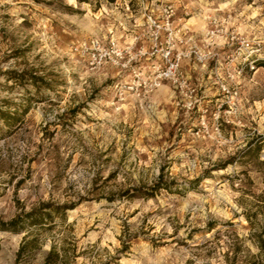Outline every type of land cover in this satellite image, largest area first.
I'll return each instance as SVG.
<instances>
[{
	"label": "rangeland",
	"instance_id": "rangeland-1",
	"mask_svg": "<svg viewBox=\"0 0 264 264\" xmlns=\"http://www.w3.org/2000/svg\"><path fill=\"white\" fill-rule=\"evenodd\" d=\"M168 5L176 83L119 99L127 72L71 49L148 47ZM0 111V220L51 214L0 230V264L261 261L264 0H0Z\"/></svg>",
	"mask_w": 264,
	"mask_h": 264
},
{
	"label": "built area",
	"instance_id": "built-area-1",
	"mask_svg": "<svg viewBox=\"0 0 264 264\" xmlns=\"http://www.w3.org/2000/svg\"><path fill=\"white\" fill-rule=\"evenodd\" d=\"M174 13V8L168 5L162 8L160 20L147 16L144 25L152 36L148 47L122 44L110 34L81 40L71 49L90 66L108 64L127 72L126 80L117 85L119 99L127 93L138 97L149 95L163 81L176 83L182 78L180 63L186 53L176 48L183 39L175 30ZM161 36L164 40L158 41ZM240 46L248 47V43L240 42Z\"/></svg>",
	"mask_w": 264,
	"mask_h": 264
},
{
	"label": "trees",
	"instance_id": "trees-1",
	"mask_svg": "<svg viewBox=\"0 0 264 264\" xmlns=\"http://www.w3.org/2000/svg\"><path fill=\"white\" fill-rule=\"evenodd\" d=\"M34 78V77H33ZM8 113L0 111V118L4 119L5 121L9 118ZM12 117V116H11ZM161 182L157 181L156 185H159ZM264 197V196H262ZM50 212H41L38 209H31L26 212H21L16 214L13 218L8 221L0 220V230H9V231H20L25 229V223L30 224H38L42 221H46L50 219ZM249 224L252 225L251 221L249 220ZM254 229V228H253ZM249 238L254 243V245L258 248L257 256L261 258V261H253L251 264H264V222L257 227V229L252 230L249 233ZM22 250L21 248L18 250V254H20ZM59 255L56 253L53 248H51L43 261V264H55Z\"/></svg>",
	"mask_w": 264,
	"mask_h": 264
},
{
	"label": "crops",
	"instance_id": "crops-1",
	"mask_svg": "<svg viewBox=\"0 0 264 264\" xmlns=\"http://www.w3.org/2000/svg\"><path fill=\"white\" fill-rule=\"evenodd\" d=\"M118 31V30H117ZM116 31V32H117ZM120 32V31H119ZM118 33V32H117ZM124 34H126V33H124ZM122 38L123 37V33H120V36H119V38ZM124 44H127V43H131V41L129 40V41H122Z\"/></svg>",
	"mask_w": 264,
	"mask_h": 264
}]
</instances>
